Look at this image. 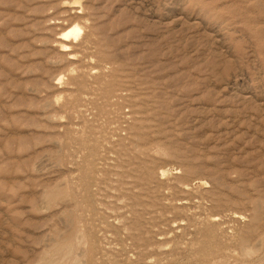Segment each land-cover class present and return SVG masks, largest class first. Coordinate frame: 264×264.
Returning <instances> with one entry per match:
<instances>
[{"label":"rangeland","instance_id":"rangeland-1","mask_svg":"<svg viewBox=\"0 0 264 264\" xmlns=\"http://www.w3.org/2000/svg\"><path fill=\"white\" fill-rule=\"evenodd\" d=\"M263 104L264 0H0V264H264Z\"/></svg>","mask_w":264,"mask_h":264},{"label":"bare ground","instance_id":"bare-ground-1","mask_svg":"<svg viewBox=\"0 0 264 264\" xmlns=\"http://www.w3.org/2000/svg\"><path fill=\"white\" fill-rule=\"evenodd\" d=\"M177 19V18H176ZM73 33L75 34V37H77L78 35H79V30L78 29H74V31H73ZM68 35H70V34H68ZM221 47V46H220ZM230 90V89H229ZM248 99V97H245V99ZM253 98V97H252ZM251 102V101H250ZM257 105H258V103H257ZM256 106V105H255ZM263 106H264V104H263ZM263 106H261V107H263ZM264 115V114H263Z\"/></svg>","mask_w":264,"mask_h":264}]
</instances>
